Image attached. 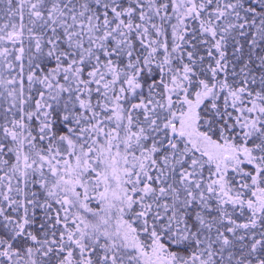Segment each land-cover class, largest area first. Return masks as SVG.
I'll return each instance as SVG.
<instances>
[{
    "label": "snow or ice",
    "instance_id": "snow-or-ice-1",
    "mask_svg": "<svg viewBox=\"0 0 264 264\" xmlns=\"http://www.w3.org/2000/svg\"><path fill=\"white\" fill-rule=\"evenodd\" d=\"M0 264H264V0H0Z\"/></svg>",
    "mask_w": 264,
    "mask_h": 264
}]
</instances>
